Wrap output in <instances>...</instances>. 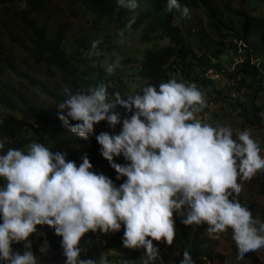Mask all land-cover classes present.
<instances>
[{"label": "clouds", "instance_id": "1", "mask_svg": "<svg viewBox=\"0 0 264 264\" xmlns=\"http://www.w3.org/2000/svg\"><path fill=\"white\" fill-rule=\"evenodd\" d=\"M116 2L118 9L139 7L138 0ZM174 8L184 16L190 11L179 0H168V10ZM133 23L135 17L126 27L131 29ZM100 43L93 40L87 54L98 56ZM117 66L108 65L106 72L111 75ZM64 92L67 98L58 103V118L65 126L69 118L76 121L70 130L85 140L101 121L112 128L121 123L118 105L132 113L123 119L119 134L101 132L95 137L117 179H127L117 187L104 174L90 171L93 165L87 154L77 166L42 143H30L26 152L9 148L0 154V178L6 181L0 187V261L38 264L29 237L37 225H47L62 237L65 264H97L79 258L81 239L89 231L119 232L123 225V246L133 249L134 255V249H144L143 264H151L163 254L153 241L173 243L175 213L186 226L207 224L206 231L216 237L231 229L238 259L264 248V221L254 218L238 199L242 190L238 178L249 179L264 170L260 146L246 130L233 139L229 127L197 119L205 101L195 83L171 79L158 88L148 85L142 94L126 100L119 93L109 100L103 83L87 92L68 88ZM4 147L0 139V150ZM120 155L129 163H115L114 157ZM14 242H24L23 253L13 251ZM48 248L45 239L40 252ZM180 264H194L189 251L183 252Z\"/></svg>", "mask_w": 264, "mask_h": 264}, {"label": "trees", "instance_id": "2", "mask_svg": "<svg viewBox=\"0 0 264 264\" xmlns=\"http://www.w3.org/2000/svg\"><path fill=\"white\" fill-rule=\"evenodd\" d=\"M25 1L27 8L23 10L19 19L24 29L31 33L30 50L33 58L43 63L46 68L52 67L59 70L66 88L73 93L87 92L90 87L103 83L107 85L109 100L115 98L114 93H119L126 100L130 95L142 94V91L127 90L128 85L125 79L128 78L136 79L134 83L140 84L142 89L148 85L158 88L160 83L171 79L185 84L195 83L197 88L201 92L205 91L215 104L219 102L225 104L220 108L222 119H231L232 122L233 119L239 120V123L224 122L216 127H226L228 124L232 130L233 139H238L237 129L240 132L249 129L261 130L264 138V13L262 11L264 0H238L237 7L234 9L237 26L222 25L212 12L210 0H179L182 7L189 8V13L192 9L205 12L210 24L216 30V35L220 38L205 46L194 43L197 50H194V44L190 43L193 41L191 37L193 34L190 27L186 25L189 14L184 16L175 8L169 11L168 0H138L139 7L135 11L118 9L116 0H71L90 16V27L89 34L74 41V48H71L69 52L63 49L66 40L64 27L57 26L51 33L47 24L36 22L38 16L45 15V5L48 0ZM232 1L227 0L226 6L232 4ZM7 5H11L10 0H0L1 7ZM133 17H135V23L132 24L131 29H128L126 25ZM107 26H115L122 31L126 29L135 31L136 42L144 46L136 52L137 54L124 56L121 47L125 43L116 44L110 39L101 40L97 47L98 52L115 50L124 58L119 60L118 66L111 75L106 72L107 66L112 64L111 60L105 65L100 56L87 54L92 41H100L98 36ZM225 35L232 36L236 43L230 41L226 44L222 40ZM1 61L15 77L37 88L43 95L60 102L67 98L65 92L62 95L56 94L48 83L37 76L17 70L8 59L2 58ZM210 72L217 75L221 81L216 87L214 80L208 75ZM13 101L22 107L16 108ZM0 104L23 115L25 120L11 117L15 126H29L27 120L32 124L41 122L40 129H35L31 123L29 127L35 133L37 143L47 141L50 151L64 153L66 159L74 161L77 166L82 163L81 157L87 154L93 165L90 171L104 174L117 187L127 179L126 177L117 179V172L101 155V146L95 138L101 132L119 134L123 119L130 118L132 115L125 108L118 105L115 109L120 114V124L112 128L106 120L101 121L94 125L93 134L85 140L70 129H66L56 113L40 110L36 104L28 102L15 88L2 82H0ZM202 111L208 113L209 109L204 107L199 114H203ZM211 115L218 119L219 114L216 110H212ZM262 142L260 143L262 147L257 143L261 151L264 147ZM74 146L81 148L83 153L73 151ZM114 162L121 165L129 163L123 155L114 157ZM238 199L250 210L254 209L255 205L246 203L240 194ZM260 217L264 221V211L261 212ZM174 218L178 240L180 237L188 243L194 264H200L199 260L204 254L202 245L206 242V239L202 238L207 228L206 224L186 226L181 223L182 217L178 213L174 214ZM41 237L43 241L45 239L48 241L53 251H59L61 248L62 237L55 235V232L54 235ZM32 252L36 255L34 251ZM130 254L134 256L133 252ZM246 256L253 264H260L253 252ZM216 257L219 262L224 260L222 255L217 254ZM63 258L66 260L64 254ZM0 264L5 262L0 261Z\"/></svg>", "mask_w": 264, "mask_h": 264}, {"label": "rangeland", "instance_id": "3", "mask_svg": "<svg viewBox=\"0 0 264 264\" xmlns=\"http://www.w3.org/2000/svg\"><path fill=\"white\" fill-rule=\"evenodd\" d=\"M10 1L11 5H7L6 7L0 6V82L15 88L28 102L31 101L36 104L40 110L44 112H54L58 116L60 112L58 109V103H60V101L43 95L37 88L32 87L25 81L15 77L14 74L2 64V58L8 59L17 70H22L31 75H35L42 81L48 83L50 88L58 95H62L66 88L59 70L52 67L46 68L43 63L33 58L31 54V33L24 29L19 19L23 10L27 8V6L22 8L21 4L26 3V1ZM210 2L215 18L220 20L222 25L227 26L226 24H234V26H237V18L234 9L237 7L238 0H233L232 4L228 6H226V4H228L227 0H210ZM262 11L264 13V9ZM44 12L45 15H40L38 18L33 16V18H37L36 22H39V24H47L51 33L55 31L57 26L64 27L66 31V40L63 44V49L66 52H69L71 48H74V41L89 34L90 16L71 0H48ZM186 25L190 27V31L193 34L191 36L193 38V41L190 42L191 44L197 43L200 46H205L207 43L220 40L216 35V30L210 24L208 15L200 9L191 10ZM121 31L122 30H118L115 26H107L98 37L100 41L110 39V41H114L116 44L125 43V45L121 47L124 56H132L144 48L142 44L136 42L135 31L126 29L123 31V37L119 35ZM222 40H224L226 44L230 41L236 43V40L230 35H225ZM193 46L194 50H197L195 44ZM195 52L198 54L197 51ZM99 53L98 56H100L102 62H105V65L109 60H111L112 64H118L119 60L124 59L120 56V53L115 50H111L110 52L101 51ZM208 75L214 80L215 87L221 82L217 75L211 74V72ZM125 80L128 85V91H142L140 84L134 83L136 79L128 78ZM226 92L229 93L228 91ZM202 94L205 101L204 107H208L209 112L205 113V111H202L203 114L197 112L195 114L196 118L213 127L219 126V124H223L224 122L229 123L231 119L225 120L221 118L222 114L220 108L225 106V104L221 102L215 104L205 91H203ZM13 104L16 108L22 107L19 106L16 101H13ZM212 110L218 112V119L217 117H212ZM63 114L66 115V112ZM11 117L25 120L22 114L13 112L11 109L0 104V139L5 141V147L3 150H0V154L6 153L9 148L22 149L26 152L27 146L30 143L38 142L35 133L29 127V123L32 124V122L27 120L26 122H28L29 125L27 127L15 126ZM233 120V122L231 121L232 123H239L238 119ZM75 123L76 121H72L69 118L68 125L65 126V128L71 129V126ZM32 125H37L38 129L42 128L41 122H35ZM226 127L230 128L228 124H226ZM248 132L250 133L251 138L261 146L260 143L262 142V139H264L261 130L249 129ZM237 133L239 134L240 130L237 129ZM41 143L49 148L47 141L44 140ZM262 143L264 146V141ZM74 150L83 153L82 149L78 146H74L73 151ZM260 154L264 157V147ZM238 183L242 187L239 194L242 196L243 200L246 203L249 202L255 205L254 209L250 210L253 217L261 220V212L264 211V192H262L264 190V170L257 171L249 179L240 177L238 178ZM0 221L3 222L2 217H0ZM206 226L208 227L207 224ZM35 233H38L40 236L54 235L53 229L47 225H37V231ZM121 233L122 235H120ZM123 233V226H121L119 232L108 234L100 232L98 237L102 238L107 243V247H99L91 244L81 245L80 243L78 246L80 249L84 250V254L79 258L92 259L97 261V264H127L128 252L127 248H125L122 243ZM202 238H205L206 242L202 245L204 254H202L201 259L199 260L200 264L205 263V260H209L210 264H216L219 260L216 257L217 254L223 256L224 260L222 261L223 263L221 262L222 264H253L247 256L243 259L237 258V248L232 239L231 229H228V231L221 234L219 237L210 235L205 230ZM108 249H112V252L115 253V255L117 254V256L122 257L117 258L109 256ZM184 251H189L188 243L180 237L178 240L175 233L172 245H167L166 252L159 254L158 258L154 262H151V264H180V261L183 259ZM253 253L257 256L259 263L264 264V248ZM53 256L59 264H65L62 247L59 251H53Z\"/></svg>", "mask_w": 264, "mask_h": 264}, {"label": "built area", "instance_id": "4", "mask_svg": "<svg viewBox=\"0 0 264 264\" xmlns=\"http://www.w3.org/2000/svg\"><path fill=\"white\" fill-rule=\"evenodd\" d=\"M34 128H37V125H33ZM100 233V231H97L96 233H93L91 231H89L88 233L85 234V237L83 239H81L82 243L81 245L83 244H91V245H97L99 247H107V243L100 237H98V234ZM149 239H151L149 237ZM29 240L31 242V250L34 251L37 255V258H38V264H59V262L54 259V256H53V249L52 247L49 245V248L47 250L46 253L42 254L40 252V246L43 244V240H42V237L38 234V233H34L31 237H29ZM153 244L159 249V253H164L166 251V247H167V244L166 242L164 241H161V242H156V241H153ZM12 249L14 252L18 251V252H22L25 250L24 248V242H20V243H13L12 244ZM109 251L111 249H108ZM133 249H128L127 248V251H128V254L130 256H128V264H143V255L141 256H137V255H134V256H131V252ZM84 254V250L81 249V253H80V257ZM109 256H111L109 253H108ZM206 262L203 263V264H210L209 260H205ZM223 263V262H222ZM221 262H217L216 264H222Z\"/></svg>", "mask_w": 264, "mask_h": 264}, {"label": "crops", "instance_id": "5", "mask_svg": "<svg viewBox=\"0 0 264 264\" xmlns=\"http://www.w3.org/2000/svg\"><path fill=\"white\" fill-rule=\"evenodd\" d=\"M5 184H6V181L3 178H0V187L4 186ZM0 223L2 222L0 221ZM134 252L136 253L137 256H141V255H144L145 250L144 249H134ZM109 254L112 257H120V258L122 257V256H117V254L115 255V253L112 252V249L109 251Z\"/></svg>", "mask_w": 264, "mask_h": 264}]
</instances>
